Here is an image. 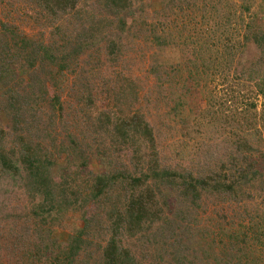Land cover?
<instances>
[{"label":"rangeland","instance_id":"rangeland-1","mask_svg":"<svg viewBox=\"0 0 264 264\" xmlns=\"http://www.w3.org/2000/svg\"><path fill=\"white\" fill-rule=\"evenodd\" d=\"M243 1L246 4H243ZM133 2L140 7L143 6V14L129 20L131 32H134L137 38L125 39V54L118 65L109 67V63H104L103 59L104 65L101 67L100 75L117 87L122 83L125 86L126 78L131 77L135 80L132 82L138 90L139 97L135 98V102L133 100V108L141 106L142 112L154 129L158 147L156 158L159 162L158 167L182 173L183 169H189L193 164L203 162L208 157L216 159L214 153L208 152L211 150L210 147L216 148L224 155L228 149L221 151L219 148L230 147L239 139L246 140L259 151H263L264 134L256 132L255 128L262 125L260 115L264 97L255 93L251 81L241 80L237 75L241 67L246 68L257 55L254 44L249 41L243 44L241 38L247 22L255 21L254 17L260 22L264 0H133ZM32 7L27 0H0V18L13 23L21 36L39 42L42 33L46 39L47 27L42 26L41 20H36L33 15L36 10ZM217 11H224L227 14H219ZM154 18L159 19L168 35L162 46L145 43L147 41L142 34L144 28L137 31L136 25L143 22L151 24L155 22ZM60 23L62 22H58L57 25ZM139 41H142L140 44L142 53L135 52ZM229 45H234L237 50H232ZM195 50L196 57L192 54ZM7 59L16 61L11 56L9 58L7 56ZM154 64L159 66L163 73L159 82L147 72ZM38 68L39 64H36L31 69L37 73ZM196 70H202V75H198ZM30 74V70H24L18 75V80L11 81L12 85L16 84V81L20 82L18 89L26 90V85L31 80ZM44 75L41 71L38 80L41 81ZM66 76V88L74 86L76 90V75L67 73ZM187 76H192L193 80L190 83L186 79ZM62 80V78L50 80L49 77H45L41 83L47 82L48 91L57 92L59 95V90L52 91L49 85L51 81L61 84ZM186 85L194 88L193 93L186 92ZM36 86L39 88L40 82ZM37 87L34 90H37ZM1 90L3 85L0 81V97ZM75 90L71 97L68 89L61 93L62 111L57 109V115L53 119L48 117L53 113L46 101L38 104L42 110L35 116L39 120V126L43 127V123L49 124L48 128H44L46 134L41 141V147L42 152H46L53 162L51 177L55 178L57 185L61 184L59 181L61 177L74 171L69 154L71 134H74V141L80 143L87 151L88 164L81 168L83 176L87 178L91 173L100 174L106 171L105 164L108 159L99 153L101 151H98V148L104 151L108 148L109 153L112 152L110 142L106 145L101 144L102 137L91 142L94 132L87 130L89 125L87 127L86 116L92 114L90 108L83 105V100L81 102L78 100ZM93 91L94 89L90 91L91 94ZM180 96H184L185 102L177 109L180 114L176 115L172 108ZM127 100H130L129 93ZM98 108L105 110L107 108L105 102L100 100ZM1 109L0 129L7 133L9 121ZM10 131V135L4 138L6 150L12 149L15 137ZM105 139L108 141V138ZM128 151L130 147H118L114 149L113 155L110 154L113 161L119 160L118 164L114 165L115 168L121 169L123 166L129 170L133 169L130 164L132 156ZM255 158L259 159L257 156ZM261 171L259 177L264 180V170ZM24 174L25 172L20 169L16 177L6 175L0 178V236L13 234V237H20L21 245L25 246V249L43 242L49 247V251L58 256L64 244L68 243L69 233L83 224V212L86 216L93 213V205L89 202L76 211L72 210L73 208L64 209L62 206L63 213L59 216H55L57 214L55 210L49 213L40 211L38 206L43 198H32L28 195ZM256 191H250L251 198H243L242 202L237 200L228 205L214 203L204 206L203 199L204 205L198 206L194 222H191L194 227L187 234L180 233L178 228L175 230L178 234L174 233L171 238L167 232H164V236L157 232L154 235L153 228L149 226L143 233L133 237L124 235L116 238V244L130 251L137 264H181L177 261L181 257L180 241L196 264H241V261L264 264V192L259 191L258 194ZM171 196L175 197V194ZM109 201L112 202V199ZM107 203L106 201L105 205L100 206L99 212ZM173 206L174 204L168 207L174 211ZM221 212L223 214H220ZM218 223H222L221 228L224 229L220 237L221 242L215 234L219 232ZM22 230L26 233L23 238L20 236ZM111 236L112 232L108 231L102 214L90 229L88 236L90 248L102 251ZM7 246L8 244L0 242V264H19L15 263L16 258L12 253L5 250ZM59 248L61 252L58 251ZM40 250L46 257V250ZM33 263L37 264L38 261L35 260Z\"/></svg>","mask_w":264,"mask_h":264},{"label":"trees","instance_id":"trees-1","mask_svg":"<svg viewBox=\"0 0 264 264\" xmlns=\"http://www.w3.org/2000/svg\"><path fill=\"white\" fill-rule=\"evenodd\" d=\"M27 1L36 10L33 13L36 20H41L42 26L47 27V37L44 39L45 34L42 33L41 41H31L24 35L21 36L13 23L0 18V81L3 85L0 108L9 121L7 133L0 129V178L6 175L16 177L22 169L25 172L23 176L28 195L32 198H43L38 207L40 211H46L45 213L55 210L57 213L55 216H59L63 213L62 206L64 209L73 208L72 210L76 211L89 202L93 205V213L86 216L83 212V224L69 233L68 243L64 244L62 252L61 248L58 249L61 252L58 256L49 251V247L43 242L33 245V248L25 249V246L21 245L20 237H13V234L0 236V242L8 244L5 250L16 258L15 263L34 264L33 261L37 260V264H137L130 251L116 244V238L124 235L133 237L143 233L149 226L153 228L154 235L157 232L164 236V232H167L168 237L171 238L178 228L180 233L187 234L194 227L191 222H194L196 209L199 205H204V201V206L214 203L228 205L237 200L242 202L243 198H251L250 191L257 190L258 194L264 192V180L259 177L261 169L264 170V167H259L264 165V146L263 151H259L242 139L225 149L219 148L221 151L228 149L224 155L216 148L210 147L211 150L208 152L214 153L216 159L208 157L203 162L193 164L189 169H183L182 173L158 167L159 162L156 159L158 147L154 138V129L142 112L141 106L133 108L135 98L139 97L138 90L132 82L135 80L131 77L126 78L124 81L128 85L126 83L125 87L122 83L117 87L100 75L101 67L105 62L109 63V67H114L122 61L125 54V39L137 38L135 33L131 32L132 26H129V20L141 16L143 6L140 7L133 0H92V3L84 2L85 0ZM243 4L246 2L243 1ZM217 12L227 14L224 11ZM260 14V22L254 17L255 21L246 23L241 38L243 44L248 41L254 44L257 55L246 68L241 67L237 76L241 80L251 81L255 93L264 97L263 9ZM154 19L155 22L151 24L143 22L136 25L137 31L144 28L142 34L147 41L145 43L162 46L168 35L159 19ZM60 21L61 26L57 25ZM141 42L139 41V46L136 45L135 52L142 53ZM134 46L135 44L132 45ZM229 46L232 50H237L234 45ZM196 51L192 53L195 57ZM7 56L14 57L16 61L8 60ZM103 59H105L104 63ZM36 64H39L40 70L45 74L41 81L38 80V74L41 72L39 68L37 73L31 69ZM45 65L47 67L44 68ZM24 70L31 71V78L29 77L31 80L26 85L27 89L21 91L18 89L20 82L16 81V84L12 85L11 81L18 80V75ZM147 72L158 82L163 75L159 66L155 64ZM196 72L202 75V70ZM67 73L76 75V90L74 86L66 88ZM45 77H49L50 80L63 79L61 84L51 81L49 85L52 91L59 90V95L57 92L48 91L47 82L41 83ZM191 77H186L188 83L193 80ZM39 82L41 86L38 88L36 85ZM35 87L37 90H34ZM185 88L186 92L193 93L192 86L186 85ZM65 89L70 92V97L75 90L78 100L80 102L83 100V105L90 108L92 115L86 116V122L87 127L89 125L87 130L94 132V139L92 138L91 142L102 137L101 144L106 145L110 142L112 152L109 153L108 148H104L105 151L98 148V151H101L99 153L108 159L105 164L106 171L100 174L91 173L87 178L83 176L81 169L88 164L87 151L80 146V143L74 141V134H71L69 154L74 164V171L61 177L59 179L61 184L57 185L55 178L51 177L53 162L46 152H42L41 147V141L46 134L44 128H48L49 124L43 123V127L39 126V120L35 116L42 110L38 104L46 101L53 113L48 117L52 119L56 117L57 111H62L60 95ZM92 89L94 91L91 94ZM128 93L130 100L127 102ZM99 98L105 102L107 107L105 110H99ZM183 98L184 96L177 97L172 108L176 115L180 114L177 109L184 105ZM251 110L247 109V111ZM260 119L262 125L255 130L264 134V103ZM9 130L15 137L12 141V149L6 150L4 138L10 135ZM105 138H108V141ZM118 147H130L128 152L132 156L130 164L133 169L129 170L123 166L120 167L121 169L114 167L119 160L113 161L112 155L114 149ZM256 156L259 159L256 160ZM173 194L175 197L171 196ZM114 198L116 202L113 201ZM111 199L112 202L109 201ZM106 201L108 207H103L99 212L100 206L105 205ZM173 204L175 212L168 207ZM102 214L112 236L105 248L98 251L90 248L91 242L88 236L92 224ZM218 225L219 232L215 234L221 242L220 237L224 229L221 228L222 223ZM24 234L26 233L22 230L20 236L23 238ZM179 243L181 257L177 261L181 264H196L187 254L185 245H182L181 241ZM40 249H45L48 256L45 257ZM242 263L250 264L247 261H241Z\"/></svg>","mask_w":264,"mask_h":264}]
</instances>
